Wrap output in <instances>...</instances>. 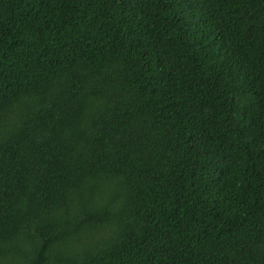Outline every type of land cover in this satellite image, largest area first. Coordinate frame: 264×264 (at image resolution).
<instances>
[{
  "label": "trees",
  "instance_id": "16d2710c",
  "mask_svg": "<svg viewBox=\"0 0 264 264\" xmlns=\"http://www.w3.org/2000/svg\"><path fill=\"white\" fill-rule=\"evenodd\" d=\"M0 264H264V0H0Z\"/></svg>",
  "mask_w": 264,
  "mask_h": 264
}]
</instances>
